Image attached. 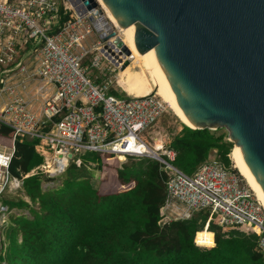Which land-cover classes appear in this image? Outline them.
<instances>
[{"label":"built area","instance_id":"2783aa9c","mask_svg":"<svg viewBox=\"0 0 264 264\" xmlns=\"http://www.w3.org/2000/svg\"><path fill=\"white\" fill-rule=\"evenodd\" d=\"M105 14L98 2L78 15L68 0H0V122L12 129L13 143L35 138V151L42 157L39 165L16 177L9 171L14 145L0 146V197L20 190L27 176L62 175L74 153L148 156L168 175L159 225L208 210L217 225L255 234L264 254V205L236 168L219 162L213 150L193 174L184 173L173 164L176 151L166 134L150 136L153 144L144 136L168 110L160 96L153 91L140 96L108 92L122 88L119 78L111 76H119L128 57L114 43L115 36L99 37L109 32L100 23L108 21ZM93 70L102 76L100 83L89 78ZM9 212L0 201L1 240Z\"/></svg>","mask_w":264,"mask_h":264},{"label":"trees","instance_id":"16d2710c","mask_svg":"<svg viewBox=\"0 0 264 264\" xmlns=\"http://www.w3.org/2000/svg\"><path fill=\"white\" fill-rule=\"evenodd\" d=\"M97 73L89 72V78L100 83L102 76ZM108 92L126 96L120 89ZM168 112L161 116L163 122ZM169 136V146L176 151L173 164L188 175L213 150L219 162L231 165L228 154L234 146L225 128H191L182 123ZM36 143L29 136L13 143L12 129L0 122V146L14 145L11 175L21 177L42 162ZM84 153L80 154L84 161L100 171L98 188L80 173L86 163L73 157L56 186L46 187L44 182L60 176L34 174L23 179L17 192L1 195L10 212L1 230L0 264H264L252 232L237 226L223 228L213 220L208 226L211 232L198 231L197 221L204 222L208 210L159 225L168 175L158 160L128 156L119 161L107 152ZM131 158L137 162H128ZM194 241L214 245L199 247Z\"/></svg>","mask_w":264,"mask_h":264},{"label":"water","instance_id":"95a60500","mask_svg":"<svg viewBox=\"0 0 264 264\" xmlns=\"http://www.w3.org/2000/svg\"><path fill=\"white\" fill-rule=\"evenodd\" d=\"M68 1L78 15L97 7V0ZM102 1L121 27L132 25L139 54L151 50L195 127L227 130L264 192V0ZM104 22L109 32L99 37L115 36L128 57L122 70L133 56Z\"/></svg>","mask_w":264,"mask_h":264},{"label":"bare ground","instance_id":"6f19581e","mask_svg":"<svg viewBox=\"0 0 264 264\" xmlns=\"http://www.w3.org/2000/svg\"><path fill=\"white\" fill-rule=\"evenodd\" d=\"M98 4L101 5V8L105 10L106 14L105 17L110 22V24L114 27H118L120 31L123 33V35L126 38V43H128L129 47L132 49V52L134 54V58L141 62L143 64V68L147 69L148 72H150V79L142 80L138 77L136 74H127L123 73L120 75L119 78V84L120 86L127 92V94L130 95H145L150 92H156L158 96L169 106L172 110H174L175 114L178 116V118L187 126L191 128H196L195 125L187 118V116L183 113V111L180 109L176 101L174 100L173 94L167 87L166 83L164 82L155 62L153 61L151 50L144 54H139V52L136 50L133 42H132V25L128 27H121L115 17L112 15L111 11L108 9V7L103 3L102 0H97ZM112 16V17H111ZM113 18V19H112ZM104 21L101 19L100 23L103 25V27L107 28V25L103 23ZM134 64V63H131ZM129 64V66H131ZM136 66V65H135ZM121 73V71H120ZM165 99H163L162 97ZM231 154V153H230ZM229 154V156H231ZM233 162L235 163L234 167L239 172V174L243 177L247 185L252 188L251 190L255 193L258 200L261 202L262 205H264V192L262 191L260 185L256 182L255 178L247 168L246 164L243 162L238 146H235L233 154ZM119 159L124 160L122 156H119Z\"/></svg>","mask_w":264,"mask_h":264},{"label":"rangeland","instance_id":"374dc122","mask_svg":"<svg viewBox=\"0 0 264 264\" xmlns=\"http://www.w3.org/2000/svg\"><path fill=\"white\" fill-rule=\"evenodd\" d=\"M112 17V16H111ZM113 19V18H112ZM111 22V21H110ZM117 29H118V27H117ZM118 31H119V36H121L122 37V40L124 41V44L127 46V48L130 50V52H131V54H132V56H133V59H132V61L129 63V64H131V63H134V64H131V66H129V64L127 65V66H125L122 70H121V73H120V75H122L123 73H127V74H136V75H138V77L139 78H141L142 80H145V79H150L151 77H150V72H148V70L147 69H144L143 68V64L141 63V62H139L138 60H136L135 58H134V54H133V52H132V49L129 47V45H128V43H126V38H125V36L123 35V33L120 31V29H118ZM136 65V66H135ZM89 75V74H88ZM120 75L118 76V75H114V76H111L113 79H116V78H120ZM90 76V75H89ZM118 87V86H117ZM121 91H123V92H125L124 91V89H122V88H120V87H118ZM123 95V94H122ZM124 96V95H123ZM162 97V96H161ZM163 98V97H162ZM164 99V98H163ZM165 100V99H164ZM169 105V104H168ZM167 104H166V107L168 108V110H169V112H170V115L168 116V118L166 119V121H162L161 119L160 120H158V122L155 124V125H153L149 130H148V132L147 133H144V136L147 138V140L151 143V144H153V140L150 138V136H152V137H155V138H157V139H159L160 137H162L161 135L162 134H166L167 135V137H169L170 138V136H169V134L171 135L172 133H176V132H178L180 129H181V124L183 123L179 118H178V116L175 114V112H174V110H172L171 109V107H169ZM168 112V113H169ZM172 115H174V116H176V117H172ZM214 130V129H213ZM226 130V129H225ZM234 146V145H233ZM234 148H235V146L232 148V150H231V156H229V158H230V160H231V165H235V163L233 162V157H232V154H233V152L232 151H234ZM87 152H90V151H87ZM86 152V153H87ZM85 154V153H84ZM83 154V155H84ZM83 155H80V154H76V153H74V157L75 158H81L83 161H84V159H83V157H81V156H83ZM118 160L120 161V159L118 158ZM128 160V162H137V160H135V159H127ZM126 160V161H127ZM85 162V161H84ZM86 164H88V165H86V164H84V166H85V168H83L82 169V167L80 168V169H82V172H80L81 173V175L83 174V177L84 178H89L90 179V182H91V184H92V186H94L95 188H98L99 187V175H100V171L97 169V167H96V165L94 164V163H92V162H85ZM92 164H94V165H92ZM136 165H137V163H136ZM233 165V166H234ZM236 167V166H235ZM238 172V171H237ZM69 173H75V171H72V170H69ZM238 174H239V172H238ZM240 175V174H239ZM241 176V175H240ZM242 177V176H241ZM243 178V177H242ZM244 180V179H243ZM60 181H61V176L60 177H58L56 180L54 179L53 181H50L49 183L48 182H44V185H46V187H53V186H56L58 183H60ZM245 182V181H244ZM250 186V185H249ZM251 187V186H250ZM252 189V188H251ZM254 191V190H253ZM255 192V191H254ZM256 193V192H255ZM0 201H1V199H0ZM13 211L14 212H18V210H16V209H13ZM23 212H26V210H24ZM197 213V212H196ZM196 213H194V214H196ZM212 214H208V217L206 218V220L203 222V220L202 219H200L199 217V219H198V221H197V223L199 224V225H201L200 226V228H199V230L198 231H200V230H202V229H207V230H209L208 229V226H209V222L212 220V218L214 219V216L212 217ZM197 231V232H198ZM210 231V230H209ZM196 232V233H197ZM211 232V231H210ZM195 233V234H196ZM2 237H3V235H2ZM255 238L257 239V236L255 235ZM3 239V238H2ZM256 239H255V243H256ZM214 241V240H213ZM0 242H1V237H0ZM195 244H196V242H195ZM198 244V243H197ZM196 244V245H197ZM214 245V244H213ZM212 245V246H213ZM198 246V245H197ZM212 246H206V245H203L202 247H205V248H210V247H212Z\"/></svg>","mask_w":264,"mask_h":264},{"label":"crops","instance_id":"0c3cea01","mask_svg":"<svg viewBox=\"0 0 264 264\" xmlns=\"http://www.w3.org/2000/svg\"><path fill=\"white\" fill-rule=\"evenodd\" d=\"M32 108H33L34 111H37L38 110V105L37 104H33Z\"/></svg>","mask_w":264,"mask_h":264}]
</instances>
